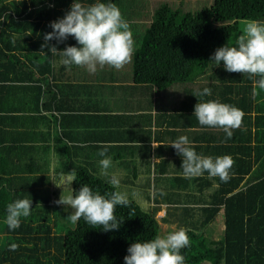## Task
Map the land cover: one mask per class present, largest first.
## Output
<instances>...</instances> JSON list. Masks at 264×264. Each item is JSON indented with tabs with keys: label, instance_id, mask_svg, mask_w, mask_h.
<instances>
[{
	"label": "trees",
	"instance_id": "trees-1",
	"mask_svg": "<svg viewBox=\"0 0 264 264\" xmlns=\"http://www.w3.org/2000/svg\"><path fill=\"white\" fill-rule=\"evenodd\" d=\"M73 2L87 5L97 0H0V87L8 84L17 99L16 102L11 99L12 115L8 118L14 117L15 121L9 123L10 140L1 138L2 125L0 127V160L10 155L13 161L9 170L0 171V229L3 232L0 264H125L124 257L130 245L159 236L160 222L168 223L170 219L174 220L172 224L183 227L189 237V246L181 249L185 264H264V138L258 136L263 130L255 131L256 143L246 147L247 165L232 170L228 182L219 179L220 185L209 194V200H186L184 203L192 205H184L181 209L173 205L157 218L158 204L143 208L128 198L127 207L116 208L115 215L122 221L118 230L93 228L83 219L73 223L69 215L74 210L55 204L56 198L51 194L38 193L31 187L33 183L45 185L48 181L46 163L36 160L44 157L36 153L40 148L45 149L43 153L50 151L51 139L57 137L55 127L51 126L52 117L36 114L39 104L34 98L44 95L40 108L52 111L53 102L56 106L59 97L55 92L59 84L56 82L66 71L62 65L56 72L62 57L49 49L55 46L59 52L67 46L79 47L72 36L60 43L53 39L42 47L44 35L52 32L50 23L63 18ZM99 2L115 4L129 23L131 32L137 34L132 35L131 69L135 82L151 83L159 88L178 82L184 83L185 88L195 82L212 92L227 88L252 91V79L247 74L228 72L223 61L216 65L211 57L220 47L236 46L241 21L264 22V0H212L209 6L194 12L180 8V0L178 6L171 0ZM135 16L150 20L138 22L143 29L132 30V25L137 26L132 24ZM36 81L44 84L45 89L38 87L36 91L23 86L26 100H22L24 96L19 100L18 91H22L19 84ZM249 93L238 101L243 99L250 107L254 100ZM73 115L81 114L73 112ZM38 119L46 129L36 131L29 128L28 122L24 123ZM23 123L27 128L22 129ZM75 123L81 128L80 119ZM38 140L41 146L35 145ZM1 142H8V145ZM63 148L66 149L65 144ZM66 151L72 152V148ZM71 155L66 153L63 163L69 173H77L71 189L78 192L86 184L102 195L117 191L97 174L98 161L92 160L98 157L83 163L74 161ZM22 157L27 161L18 163L16 160ZM22 198L31 200V215L21 218L19 228L10 230L4 223L7 205ZM219 211L223 214V227L215 238V231L207 227L213 225ZM13 243L18 248L10 251L9 245Z\"/></svg>",
	"mask_w": 264,
	"mask_h": 264
},
{
	"label": "crops",
	"instance_id": "crops-1",
	"mask_svg": "<svg viewBox=\"0 0 264 264\" xmlns=\"http://www.w3.org/2000/svg\"><path fill=\"white\" fill-rule=\"evenodd\" d=\"M144 18L146 17L135 16L132 24L137 26L132 25V30L136 27L143 29L144 27H139L138 22L148 23L149 21ZM132 35L137 34L132 32ZM251 82L252 91L227 88V90L211 91L210 96L202 97L199 93L205 86H199L195 82L185 88L184 83L180 82L163 88L151 83L135 82L132 78L131 62L119 70L107 65L103 68L98 66L95 73L76 65L66 66V71L56 82L59 86L55 87V92L59 97L56 106L53 102L52 111L44 110V107L40 108L44 95L43 98L42 96L39 99L34 98V102L39 104V111L36 114L52 117L51 126L55 127L57 137L51 139L50 151L48 149L43 153L45 149L40 148L36 153V155L41 153L44 157H37L36 160L38 163H46L48 170L45 174L48 176V181L44 183L45 185L33 183L31 187L38 193L51 194L56 200H58L56 196L59 195L57 186L61 185L63 193H67L70 173L64 169L63 163L65 154L72 153L74 161L83 163L91 161V157H98L92 161H98L96 167L100 177L109 181L112 176H120L119 185L134 186L129 192L135 195L136 199H129L137 201L143 208L158 204L159 217L173 205H177L180 209L184 205V207L192 205L184 203L186 200H189L188 202H197L198 199L209 200V194L214 193L220 185L219 177H209L205 172L199 177L185 178L181 169L183 158L170 144L180 136H187L190 146L198 155L210 156L213 159L223 155L231 156L234 164L229 173L238 167H245L248 160L246 147L256 143L255 131H264V118H262L264 92L257 89L259 95L253 99L250 107L245 104V100L238 101L249 92H251L250 97L253 98V79ZM7 85L0 87V127L2 125L1 138L10 140L9 123L14 120V117L8 118L12 115L11 99L12 102H16L17 99H14L16 93H12ZM19 86H22V91H18L19 100L22 96H24L22 100H26L27 93L23 86L36 91L38 87L45 89L44 84L37 81L32 84L22 82ZM209 100L226 103L243 111L242 125L232 130L231 139L225 138L226 134L222 128L201 126L193 115L197 103ZM73 112L81 115H73ZM75 118L82 121L81 128L76 127L75 121L78 122V119ZM27 122L31 125L29 128L33 127L36 131L46 129L41 119L28 120L24 123ZM24 123L22 129L27 128ZM84 129L86 132L82 133ZM258 136L264 138V133L260 132ZM1 143L8 145V142ZM35 143L41 146L38 144L40 140ZM64 144L67 150L71 147L72 152L62 149ZM105 148L106 155L112 161L108 176L101 174L99 161L103 157L98 155ZM251 156L252 153L249 158ZM22 160L27 161L24 157L16 161L21 163ZM0 162H2L0 171L4 172L11 168L13 161L10 160V155H7ZM47 186H51L52 190ZM219 212L222 214V211ZM2 233L0 229V235Z\"/></svg>",
	"mask_w": 264,
	"mask_h": 264
},
{
	"label": "clouds",
	"instance_id": "clouds-1",
	"mask_svg": "<svg viewBox=\"0 0 264 264\" xmlns=\"http://www.w3.org/2000/svg\"><path fill=\"white\" fill-rule=\"evenodd\" d=\"M49 26L52 32L44 35L45 44L42 47H46L48 41L55 39L60 43L69 36L74 37L79 45V47L67 46L59 52L55 46L49 49L52 54L62 57L61 63L65 66L76 65L95 73L98 66L103 68L107 65L119 70L132 60L134 41L129 23L113 3L97 0L95 3L85 5L81 2H73L63 18L51 22ZM242 33L235 40L236 46L228 44L216 49L211 59L216 65L223 61L224 69L228 72L247 74L253 79L252 96L255 99L259 95L257 89L264 92V22L246 21ZM199 95L210 96L211 89L206 87ZM193 115L201 126L222 128L226 134L225 138L231 139L232 130L242 125L244 113L235 106L209 100L197 103ZM170 145L183 158L181 169L185 178L199 177L207 172L209 177H219L225 183L230 179L229 171L234 164L231 156L223 155L213 159L210 156L198 155L190 146L187 136H180ZM98 155L103 157L99 161L101 174L108 176L112 161L106 155V148ZM76 176L75 171L70 172V183L76 180ZM108 182L113 188L119 187V180L115 176H112ZM54 203L69 206L74 210L69 215L73 223L83 219L93 228L100 227L104 231H110L118 230L122 223L115 215L117 206L127 207L130 201L119 191L102 195L84 184L78 192L68 187V195H61ZM31 209V200L27 198L14 200L7 205L4 223L10 230L19 228L21 218L29 217ZM187 246H189V237L181 228L166 236H156L147 241L132 243L127 249L128 255L124 257V262L125 264H185L181 249ZM17 248L18 245L14 243L9 245L10 251H15Z\"/></svg>",
	"mask_w": 264,
	"mask_h": 264
},
{
	"label": "rangeland",
	"instance_id": "rangeland-1",
	"mask_svg": "<svg viewBox=\"0 0 264 264\" xmlns=\"http://www.w3.org/2000/svg\"><path fill=\"white\" fill-rule=\"evenodd\" d=\"M171 1L174 4V6H178L179 5V0H171ZM180 2H181V4L179 5V7L182 8L184 11H192V12H194V11H196V10L204 7V6H209L212 3V0H180ZM144 19H147V21L150 20L149 17H146ZM246 21L247 20H244V21H241L240 22V24H239V31H238L236 37H238L239 35L243 34L242 33V29H243L244 24H245ZM62 65L63 64L60 61L59 66L58 67L56 66V68H55L56 72H58L61 69ZM65 69H66V66H65ZM111 172L113 173V169L111 170ZM119 177L120 176L117 175L116 178L118 179ZM118 180H119V183H120V179H118ZM59 186L60 187H57V189H59L58 190V192H59L58 194L59 195L56 196L57 199H59L61 195L62 196L68 195V187H69V185L67 187V193H65V194L63 193V191L61 189V185H59ZM132 188H134V186L119 185V187L117 188V191H119L120 193L126 195L127 198H134V200H135L136 199L135 198L136 196L129 192V190L132 189ZM48 189L52 190L51 189V186H49ZM123 190H124V192H123ZM135 202L138 203L137 201H135ZM138 205L141 206L140 203H138ZM71 210H73V209H71ZM157 218H160V217L157 216ZM159 220L161 221V219H159ZM173 221H174L173 219L172 220L170 219V221L168 223L160 222V227H159V230H158L159 233H160L159 236H166L167 234H169V233H171L173 231H177V230L183 228L181 226H178L177 224H172L171 222H173ZM222 227H223V217H222L221 212H219L217 214L216 219H214V221H213V225L207 227V230H212L213 232L215 231L213 233L214 234L213 237H215L217 234L219 235V231H222Z\"/></svg>",
	"mask_w": 264,
	"mask_h": 264
}]
</instances>
